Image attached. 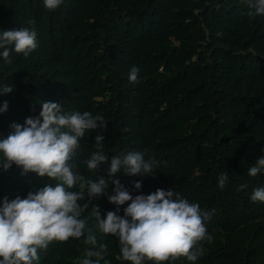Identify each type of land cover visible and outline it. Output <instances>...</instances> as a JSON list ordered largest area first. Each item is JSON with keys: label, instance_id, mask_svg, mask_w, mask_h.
Listing matches in <instances>:
<instances>
[{"label": "trees", "instance_id": "trees-1", "mask_svg": "<svg viewBox=\"0 0 264 264\" xmlns=\"http://www.w3.org/2000/svg\"><path fill=\"white\" fill-rule=\"evenodd\" d=\"M247 12L241 0H63L55 10L44 0H0V31L34 28L38 40L27 58L13 51L8 64L0 55V86L14 87L0 94V108L9 105L0 112V139L13 123L38 115L45 101L103 115L106 155L147 149L160 162L154 176L117 174L129 188L143 181L133 195L172 189L202 210L215 209L206 222L214 239L204 242L195 264H264V203L250 199L264 187V171L248 175L264 156V16ZM133 66L135 83L128 75ZM96 135L81 139L73 163L88 178L108 179L109 165L94 173L80 164L95 151ZM55 183L22 175L15 165L0 168V204ZM91 203L102 215L116 209L106 197ZM88 211L83 217L107 246L105 259L131 264ZM90 247L84 237L53 241L39 251L40 264H80ZM163 264L193 262L180 257Z\"/></svg>", "mask_w": 264, "mask_h": 264}, {"label": "clouds", "instance_id": "clouds-1", "mask_svg": "<svg viewBox=\"0 0 264 264\" xmlns=\"http://www.w3.org/2000/svg\"><path fill=\"white\" fill-rule=\"evenodd\" d=\"M62 2L44 0V5L55 10ZM241 2L246 5L249 16H264V0ZM37 48L34 28L0 31V49L3 50L0 55L8 64L13 62L10 59L13 51L27 58ZM138 73L139 68L133 66L129 80L137 82ZM13 91L14 87L9 84L0 86V94ZM41 103L38 115L27 117L23 124L13 123V131L0 139V168L8 171L15 165L22 169V175L36 173L56 183L30 191L26 198H3L0 204V264H40L39 251L46 250L53 241L82 237L91 247L85 251L80 264H101V261L110 264L105 259L107 246L98 244L96 236L87 228V217H83L90 205L89 215L96 219L99 231L118 239L121 258L131 264H144L145 261L163 264L180 257L195 264L205 254L204 242L214 239L208 233L206 222L211 221L215 209L202 210L199 203L190 202L172 189L133 195V191L142 190L143 181L135 180L129 188L117 174L123 171L126 176H154L160 163L155 156L146 149L110 158L104 152L106 137L101 130L107 129V121L103 115L66 112L61 103ZM8 108L5 101L0 112H7ZM90 131L97 132L95 151L80 164L94 173L102 164L109 165L108 179L88 178L81 174L80 165L73 163L81 139ZM262 171L264 156L248 169V175L256 177ZM218 179V186L223 189L228 174L222 173ZM246 187L241 185L240 190ZM101 197L115 205V211L109 210L102 215L99 205L91 203ZM250 199L264 203V187L255 188ZM121 209L123 215L119 214Z\"/></svg>", "mask_w": 264, "mask_h": 264}]
</instances>
